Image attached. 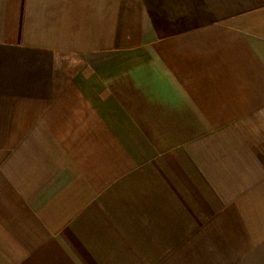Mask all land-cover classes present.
Wrapping results in <instances>:
<instances>
[{
  "label": "crops",
  "instance_id": "0c3cea01",
  "mask_svg": "<svg viewBox=\"0 0 264 264\" xmlns=\"http://www.w3.org/2000/svg\"><path fill=\"white\" fill-rule=\"evenodd\" d=\"M257 220L264 0H0V264H264Z\"/></svg>",
  "mask_w": 264,
  "mask_h": 264
},
{
  "label": "rangeland",
  "instance_id": "374dc122",
  "mask_svg": "<svg viewBox=\"0 0 264 264\" xmlns=\"http://www.w3.org/2000/svg\"><path fill=\"white\" fill-rule=\"evenodd\" d=\"M257 224H263V227H261L260 230H258V228H257L258 225L256 226V229L258 230L257 233H260V232H263L264 233V220L263 221L262 220H257Z\"/></svg>",
  "mask_w": 264,
  "mask_h": 264
}]
</instances>
